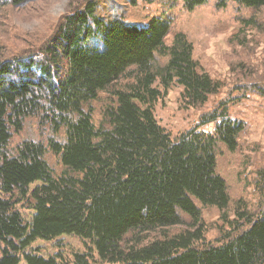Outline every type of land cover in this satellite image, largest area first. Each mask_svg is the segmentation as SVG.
<instances>
[{"label":"trees","instance_id":"16d2710c","mask_svg":"<svg viewBox=\"0 0 264 264\" xmlns=\"http://www.w3.org/2000/svg\"><path fill=\"white\" fill-rule=\"evenodd\" d=\"M33 1L0 0V10ZM233 1L264 10V0ZM101 2L85 0L67 12L38 54L0 59V264L21 257L26 264H264L263 196L258 211L248 210V187L264 193V171L252 178L240 168L242 195L233 200L217 171L220 146L235 153L247 124L221 102L174 136L155 113L174 85L182 88L181 104L193 109L224 85L199 70L185 32L168 38L173 21L165 10L102 17ZM260 90L248 86L240 95H264ZM36 118L52 135L11 150L13 134ZM50 151L62 174L48 164ZM21 203L33 211L30 219ZM208 207L220 213L213 240ZM62 234L91 245L72 260L28 250Z\"/></svg>","mask_w":264,"mask_h":264},{"label":"rangeland","instance_id":"374dc122","mask_svg":"<svg viewBox=\"0 0 264 264\" xmlns=\"http://www.w3.org/2000/svg\"><path fill=\"white\" fill-rule=\"evenodd\" d=\"M128 1L102 0L100 15L104 17L129 10L138 18L143 10V13L165 10L173 21L168 38L178 30L185 32L194 45V58L199 62V70L209 73L224 85L204 107L195 109L181 104L182 88L174 85L167 97L156 105L159 122L176 136L194 126L202 112L214 110L221 102H227L229 115L247 124V130L240 138L239 149L230 153L222 145V152L217 158V171L226 180L232 200L239 197L242 195V183L238 180L240 168L248 171L252 178L257 177L260 170L264 171V95H240L241 90L248 86L264 88V10L256 13L254 8L242 6L233 0H208L193 10H185L183 0H137V7L130 6ZM80 2L85 0H35L24 8L3 7L0 10L1 61L26 51V55L38 54L37 47L56 32L59 19L82 5ZM148 5L153 9H147ZM143 6L145 9L140 8ZM260 91L264 94V90ZM105 94L107 92H101L99 97L104 95L102 98H106ZM212 128L208 125L203 129ZM51 132L49 127L42 131L38 118L29 120L21 132L13 134L9 148H17L24 140L46 139L52 135ZM45 158L56 174L64 172L65 168L53 151L47 153ZM36 185L32 184L31 188ZM248 192L249 197L252 196L248 210L251 211L256 205L258 211L264 193H255L253 187H248ZM17 207L25 219L32 217L33 211L24 204ZM234 211L235 204L232 203L228 213L233 215ZM204 217L211 226L208 227V238L213 240L217 236L216 224L220 222V213L216 208L208 207ZM90 245L79 236L62 234L52 240L39 238L32 242L28 250L32 249L45 257L61 255L65 260H72L74 253L86 252ZM94 256L98 260V256ZM18 264H26L23 257Z\"/></svg>","mask_w":264,"mask_h":264}]
</instances>
